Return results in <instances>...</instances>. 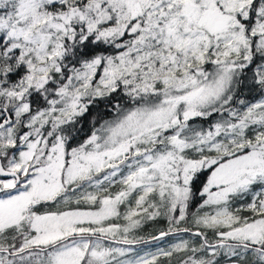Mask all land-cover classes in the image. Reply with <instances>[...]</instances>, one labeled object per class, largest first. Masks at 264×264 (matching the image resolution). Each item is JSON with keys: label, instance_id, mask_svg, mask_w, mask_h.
Segmentation results:
<instances>
[{"label": "snow or ice", "instance_id": "1", "mask_svg": "<svg viewBox=\"0 0 264 264\" xmlns=\"http://www.w3.org/2000/svg\"><path fill=\"white\" fill-rule=\"evenodd\" d=\"M0 264H264V0H0Z\"/></svg>", "mask_w": 264, "mask_h": 264}, {"label": "trees", "instance_id": "2", "mask_svg": "<svg viewBox=\"0 0 264 264\" xmlns=\"http://www.w3.org/2000/svg\"><path fill=\"white\" fill-rule=\"evenodd\" d=\"M197 203H198V201H197ZM194 208H195V205H193V207H192V209L191 210H194ZM151 225H152V227L154 228V229H160V228H166L167 227V222H166V220H164V219H162V218H158L157 219V222L155 223V224H153V223H151L150 224V222L149 223H147L143 228H150L151 227ZM139 233H141V232H138L137 234L138 235H141V234H139ZM156 233H154V234H152V235H155ZM149 234H143V235H141V236H145V237H147Z\"/></svg>", "mask_w": 264, "mask_h": 264}, {"label": "rangeland", "instance_id": "3", "mask_svg": "<svg viewBox=\"0 0 264 264\" xmlns=\"http://www.w3.org/2000/svg\"><path fill=\"white\" fill-rule=\"evenodd\" d=\"M194 210H195V208H194ZM194 210H193V211H194ZM150 224H151V222H150ZM156 229H157V228H156ZM156 229H154V228L152 227V225H151L150 228H142V230L139 231V232H141V233H139V234H141V235H143V234H154V233H156ZM171 239H172V238L169 237V238H166L165 241L157 242L156 246H166V244H167L168 242H170Z\"/></svg>", "mask_w": 264, "mask_h": 264}]
</instances>
